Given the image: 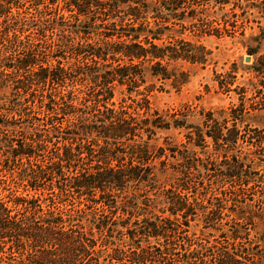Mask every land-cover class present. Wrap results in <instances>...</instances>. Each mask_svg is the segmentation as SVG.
Here are the masks:
<instances>
[{"label": "trees", "instance_id": "obj_1", "mask_svg": "<svg viewBox=\"0 0 264 264\" xmlns=\"http://www.w3.org/2000/svg\"><path fill=\"white\" fill-rule=\"evenodd\" d=\"M244 1L0 0V264H264V0ZM225 7L258 28L253 98L153 109L212 61L184 35Z\"/></svg>", "mask_w": 264, "mask_h": 264}, {"label": "rangeland", "instance_id": "obj_2", "mask_svg": "<svg viewBox=\"0 0 264 264\" xmlns=\"http://www.w3.org/2000/svg\"><path fill=\"white\" fill-rule=\"evenodd\" d=\"M244 2L242 3L245 4ZM208 11L210 13L207 14L214 16L219 23L216 25V20L213 19L214 32L212 30L211 35L201 38L185 34L184 38L189 42L198 43L206 47L211 52L212 61L205 67L183 64L182 69L189 72L187 83L179 89L166 85L164 92L155 93L150 99L153 109L165 112L166 110L177 109L183 105H192L193 107L197 106V108L216 111L237 106L244 93L247 100L250 101L253 98L254 91L253 87L250 86L251 76L247 71L243 70V67L250 65L253 61L246 54L245 46H255V43L250 38L258 33L257 25L252 23L241 24V21L222 25L220 17L222 14L229 12V7H225L223 11L208 8ZM254 16L256 15L254 14ZM242 34L244 35L243 37ZM246 59H249V62H246ZM233 73H236L235 78H233ZM225 82L231 84L229 86L230 91L227 93L219 89L220 83L224 84ZM235 87H239V89H235ZM120 98L119 93L115 94V101ZM192 122L196 123L198 121L197 119H192ZM246 123L264 127V119L260 121L248 119ZM159 137L160 142L158 143H161L164 137H168L174 143H179L183 140L179 131L162 133ZM229 226L231 225L227 223L225 228ZM218 241L221 242L222 239L220 238Z\"/></svg>", "mask_w": 264, "mask_h": 264}, {"label": "water", "instance_id": "obj_3", "mask_svg": "<svg viewBox=\"0 0 264 264\" xmlns=\"http://www.w3.org/2000/svg\"><path fill=\"white\" fill-rule=\"evenodd\" d=\"M245 61H246V62H249V59H246Z\"/></svg>", "mask_w": 264, "mask_h": 264}]
</instances>
